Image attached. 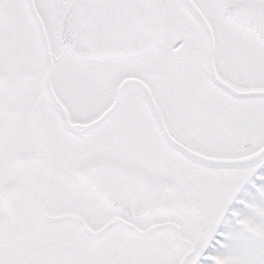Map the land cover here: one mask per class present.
Here are the masks:
<instances>
[{
  "label": "snow or ice",
  "instance_id": "obj_1",
  "mask_svg": "<svg viewBox=\"0 0 264 264\" xmlns=\"http://www.w3.org/2000/svg\"><path fill=\"white\" fill-rule=\"evenodd\" d=\"M0 264H264V0H0Z\"/></svg>",
  "mask_w": 264,
  "mask_h": 264
}]
</instances>
